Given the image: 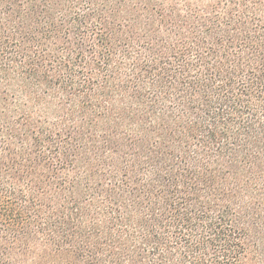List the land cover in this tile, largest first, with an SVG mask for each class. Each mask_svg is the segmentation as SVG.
Segmentation results:
<instances>
[{"label": "trees", "instance_id": "1", "mask_svg": "<svg viewBox=\"0 0 264 264\" xmlns=\"http://www.w3.org/2000/svg\"><path fill=\"white\" fill-rule=\"evenodd\" d=\"M0 264H264V0H0Z\"/></svg>", "mask_w": 264, "mask_h": 264}]
</instances>
